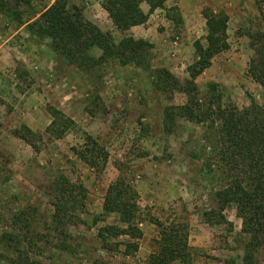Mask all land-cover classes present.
<instances>
[{
  "label": "rangeland",
  "instance_id": "374dc122",
  "mask_svg": "<svg viewBox=\"0 0 264 264\" xmlns=\"http://www.w3.org/2000/svg\"><path fill=\"white\" fill-rule=\"evenodd\" d=\"M4 1L5 11H0V236L15 235L22 252L41 264H147L159 239L156 221H174L189 227L192 264H244L237 210H226V225L211 226L201 219L207 207L201 197L213 187L208 180L211 175L201 174L207 160L204 153L214 152L213 131L183 120L174 135H164L165 108L184 105L186 96L158 91L153 71L166 69L181 81L188 79V69L197 60L195 43L206 45V17L224 13L228 49L197 79L199 95L219 98L239 109L252 101L264 105V88L248 74L255 53L251 37L264 31V0H168L164 9L154 12L143 4L148 21L138 27H145V33L127 35L136 40L145 37L151 45L145 55L151 71L105 65L94 74L67 66L51 41L36 39L28 28L56 0H35L31 5ZM71 1L115 42L122 40L124 35L114 27L101 1ZM97 96L102 103L94 107L90 102ZM51 109L75 124L61 139L47 133L53 121ZM23 127L37 135L36 148L14 136ZM88 136L108 151L102 174L76 155ZM212 161L214 165L213 157ZM60 174L83 186L86 197L85 213L79 212L86 224L78 220V225H67L64 229L73 239L66 241L55 231L52 218L51 185ZM119 177L137 191L141 208L138 223L143 237L135 241L138 248L130 255L124 246L108 252L100 245L98 228L115 225V216L92 225L93 217L102 214L109 186ZM206 197L205 203L209 202ZM119 241L130 240L121 237ZM59 244L67 251L57 248ZM1 255L17 257L3 245ZM0 264L7 262L0 258ZM250 264H264L263 247Z\"/></svg>",
  "mask_w": 264,
  "mask_h": 264
},
{
  "label": "trees",
  "instance_id": "16d2710c",
  "mask_svg": "<svg viewBox=\"0 0 264 264\" xmlns=\"http://www.w3.org/2000/svg\"><path fill=\"white\" fill-rule=\"evenodd\" d=\"M13 1L17 5H31L35 0ZM98 1H101V6L114 27L124 35L119 43L115 42L110 34L104 33L98 26L88 21L83 9L71 0H56L42 14L40 21L29 25L28 28L36 39L51 41L67 66L83 73H97L105 65L122 68L134 66L151 71L145 56L151 45L127 34L133 28L147 23L148 15L142 9L143 4L148 5L151 12H154L164 9L168 0ZM6 5L4 0H0L1 12L5 11ZM169 17L173 20L172 16ZM206 19V45L201 41L195 43L197 60L188 69V79L181 81L166 69L153 71L158 91L170 96L175 94L186 96L184 105L165 108L163 133L166 136L174 135L178 124L183 120L213 131L214 152L204 153L207 160L206 163L203 161L201 168V174L211 175L208 180L213 187H209L207 193L201 197L202 204L207 206L201 214V219L211 226L226 225L228 224L226 210L236 209L242 220L241 234L245 244L243 261L244 264H250L256 251L264 248V105L252 101L247 108L239 109L234 104L224 105L219 98L200 97L197 79L210 68L216 56L228 49V16L220 13L207 16ZM251 40L255 53L248 74L264 88V31L253 35ZM93 50H97L99 55H92ZM90 103L98 107L102 99L97 96ZM90 114L93 116V111ZM51 115L53 121L47 133L61 139L75 124L55 109H51ZM14 136L36 148L37 135L29 128L23 127L20 131H15ZM76 155L97 174H102L107 167L108 151L90 136L76 151ZM212 157L216 160L214 165ZM83 188L63 174L52 182L51 197L54 209L52 218L56 225L55 231L64 236V241L73 239L64 228L73 223L76 225L77 221L81 220L79 212L82 215L85 213L86 197ZM205 197L209 202L205 203ZM138 198L134 187L122 177L109 186L102 214L92 219L93 226L105 222L110 216H115L117 220L115 225L98 228L97 237L102 250L118 252L120 246H124L126 255L137 250L138 245L135 241L143 237L138 223L142 220ZM81 224L86 223L81 220ZM156 225L159 228V239L147 264H192L188 225L174 221L166 224L156 221ZM39 236L41 240L45 239L44 236ZM121 237L130 241L121 244L119 241ZM18 240L11 233H3L0 236V245L17 254L16 258L1 255V260L7 264H41L22 252L18 247L20 244ZM61 244L57 245V248L67 251Z\"/></svg>",
  "mask_w": 264,
  "mask_h": 264
},
{
  "label": "crops",
  "instance_id": "0c3cea01",
  "mask_svg": "<svg viewBox=\"0 0 264 264\" xmlns=\"http://www.w3.org/2000/svg\"><path fill=\"white\" fill-rule=\"evenodd\" d=\"M141 27H135V28H133L131 31L133 32V33H135L136 31H138V32H141L142 33V31H143V33H145V27L143 28V29H140ZM139 29V30H138ZM144 35V34H143ZM141 38H143L144 40H146L145 39V37H141Z\"/></svg>",
  "mask_w": 264,
  "mask_h": 264
}]
</instances>
